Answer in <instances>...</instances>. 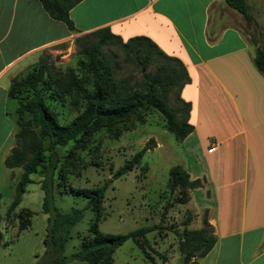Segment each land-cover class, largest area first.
<instances>
[{
	"label": "crops",
	"instance_id": "crops-1",
	"mask_svg": "<svg viewBox=\"0 0 264 264\" xmlns=\"http://www.w3.org/2000/svg\"><path fill=\"white\" fill-rule=\"evenodd\" d=\"M69 16L77 32L39 0H0V199L6 176L16 181L20 173L3 162L17 130L11 80L44 48L78 34L107 27L124 41L143 35L189 76L178 97L190 103L193 130L182 140L193 139L204 168L187 172L205 195L194 214L201 224L206 214L215 237L197 264H264V74L253 62L258 45L244 31L248 20L224 0H80Z\"/></svg>",
	"mask_w": 264,
	"mask_h": 264
},
{
	"label": "trees",
	"instance_id": "trees-1",
	"mask_svg": "<svg viewBox=\"0 0 264 264\" xmlns=\"http://www.w3.org/2000/svg\"><path fill=\"white\" fill-rule=\"evenodd\" d=\"M39 1L52 19L64 22L71 31H78L69 16V10L80 0ZM224 1L239 11L246 20L252 18L245 0ZM88 34L97 39L80 45L79 51L85 56L84 60L78 62L82 75L71 67L57 69L46 58L40 57L25 73L14 77L8 88V96L16 101L14 113L17 130L14 133L15 145L3 162L7 168L18 167L21 171L14 183L13 197L6 208V214H10L18 206L26 186L34 182L31 175H39L38 185L43 193L41 210L48 215L42 240L44 253L39 264H68L63 252L70 228L82 218L84 209L92 211L93 219L87 229L88 236L80 239L79 248L71 254L72 258L83 260L87 264H116L112 258L114 250L127 239H132L145 256L153 260L145 247L148 244L146 233L157 228L170 229L162 224L166 212L174 204H185L189 200L188 193L172 197L163 206L159 224L145 225L118 234L102 232L98 227L104 213L103 200L107 181L89 188L68 187V192L86 199L83 208L62 212L54 206V184L67 183L65 166L68 161L75 150L85 147L86 142L101 128L111 130L114 124L127 120L139 109L152 108L163 116L164 126L176 139L182 140L193 130V126L187 122L190 103L178 97L179 89L189 82L187 71L179 59L165 54L150 38L143 35L124 41L107 27ZM79 38L75 41L78 42ZM112 44L120 45L126 57L141 68L157 61L153 72L149 74L143 71L142 78L132 84L126 79H118L114 58L102 50L103 46ZM160 57L166 61H159ZM253 62L264 74L263 48L256 47ZM174 88L177 90L178 102L181 103L177 107L168 104V94ZM46 97L60 103L70 97L69 104L77 110L76 114L68 121L61 122L56 110L46 102ZM178 114L182 115V120L177 119ZM138 120L140 123L144 122L142 117ZM113 134L118 135L116 131ZM70 142L71 148L66 153L58 152V147ZM155 145V139L148 138L113 176L118 177L131 170L143 154ZM168 174L170 193L178 187L191 190L201 185L199 178L190 179L188 172L179 164L171 166ZM13 214L18 219V228L24 229L29 225V217L33 212L23 208ZM191 219V213L188 212L182 220L184 228L181 231L173 230L178 236L179 249L183 253L182 264H197V259L204 256L215 241L212 227L206 222V218L200 228L188 229L185 226ZM1 239L0 230V241Z\"/></svg>",
	"mask_w": 264,
	"mask_h": 264
},
{
	"label": "rangeland",
	"instance_id": "rangeland-1",
	"mask_svg": "<svg viewBox=\"0 0 264 264\" xmlns=\"http://www.w3.org/2000/svg\"><path fill=\"white\" fill-rule=\"evenodd\" d=\"M245 2L252 18L246 22L244 31L251 37L253 44L264 50V0H245ZM77 37H80L78 42L75 41ZM96 39V36L88 33L78 34L71 39L44 48L40 57L46 58L57 69L65 70L71 67L82 75L78 62L84 60L85 56L79 51L80 45ZM102 50L114 58L116 77L126 79L130 84L140 80L143 71L151 74L157 63L152 61L145 68H141L126 57L118 44L103 46ZM159 61L165 62L166 59L160 57ZM25 72L26 70L21 74ZM176 91L174 88L168 94V104L171 107L181 105ZM69 99L70 97H67L60 103L46 97V102L56 110L61 122L68 121L77 112L69 104ZM15 105L16 101L10 99L8 109L12 111L14 119L16 115L12 108ZM139 117L143 118V123L139 122ZM182 118L181 114L177 115L178 120ZM114 131L118 133L117 136L113 134ZM150 137L155 139L156 145L147 150L131 170L114 177L115 171ZM69 148L71 142L66 146L58 147V152L64 154ZM176 164L191 173L202 171L204 168L202 155L192 138L176 139L164 126L163 116L159 112L152 108H141L127 120L114 124L111 130L101 128L96 131L86 142L85 147L75 150L65 166L67 183L54 184L53 204L62 212L72 208H83L86 199L68 192V187L89 188L107 181L103 200L104 213L98 222V227L102 232L118 234L145 225L159 224L165 202L177 195L188 193L187 203L174 204L166 212L162 224L169 226L170 229L157 228L146 233L148 244L145 247L153 260L147 258L132 239L124 241L112 254L116 264H182L183 253L179 249L178 236L173 230L181 231L184 228L182 220L188 212L191 213L192 219L185 226L186 228L197 229L203 225L206 214H203L201 224L194 213H199L204 206L205 195L203 189L196 188L190 190L178 187L173 193L169 192L168 170ZM31 177L34 182L26 186L18 206L10 214H6V208L13 197L15 180L11 181L6 176L3 181L0 199L2 232L0 264H39L43 256L42 240L48 215L41 210L43 193L38 185L40 176L32 174ZM23 208L30 209L33 214L29 217V225L19 229L18 219L13 213ZM92 219V211L84 209L82 218L70 228L63 252L68 264H87L83 260L72 258L71 254L79 248L80 239L88 236L87 229Z\"/></svg>",
	"mask_w": 264,
	"mask_h": 264
}]
</instances>
